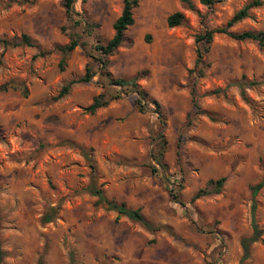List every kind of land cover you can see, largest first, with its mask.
I'll return each instance as SVG.
<instances>
[{
    "label": "rangeland",
    "instance_id": "374dc122",
    "mask_svg": "<svg viewBox=\"0 0 264 264\" xmlns=\"http://www.w3.org/2000/svg\"><path fill=\"white\" fill-rule=\"evenodd\" d=\"M189 1L139 0L108 76L95 45L113 36L123 0H72V17L64 0H0V39L32 41L0 42V264H264L261 240L241 261L264 177V50L224 33L205 52L197 40L255 0ZM257 1L229 31H264ZM174 12L184 20L169 27ZM134 76L158 106L140 109L110 80ZM99 93L107 103L91 113ZM220 177L218 192L192 199ZM90 184L159 228L97 204ZM255 200L264 239V184Z\"/></svg>",
    "mask_w": 264,
    "mask_h": 264
},
{
    "label": "trees",
    "instance_id": "16d2710c",
    "mask_svg": "<svg viewBox=\"0 0 264 264\" xmlns=\"http://www.w3.org/2000/svg\"><path fill=\"white\" fill-rule=\"evenodd\" d=\"M139 0H123V8L121 11V14L117 17V19L114 21L113 27H114V34L113 36L108 39L105 43H98L95 45V49L100 53L99 60L102 64L103 69L106 71V74L110 76L111 74L107 70L108 67V60L107 56L110 55L117 47L121 45L123 42L125 35L124 31L133 24L134 17H133V9L138 5ZM183 2L187 4H191L189 0H182ZM201 2L209 4L212 2V0H201ZM72 0H64V7L67 11V13L72 17V6H71ZM259 4L257 0L252 1L251 3H248L244 5L241 9H239L237 12L234 13V15L231 17V19L226 23L225 26L215 28L213 30H207L205 33L200 34L197 36L198 41H204L206 46L204 47L203 51L208 50L207 44L212 40V37L215 33H224L228 36L236 39V40H254L257 42L259 47L264 50V31H251V30H245L242 32H231L228 30V28L235 22L245 18L248 15V10L251 6ZM184 16L181 12H174L170 14L167 17V25L169 27H174L176 25H179L183 22ZM76 23H80L81 21L79 19L75 20ZM78 34H73L71 40L66 45L62 46L60 48L61 52L63 53L62 58L59 61V67L60 69H63L66 61V55L70 53L77 45H78ZM0 42L7 46V45H18V44H26L31 45L32 41L30 37L23 33L21 34L20 38L16 39H0ZM203 51L198 49L197 50V62L200 61ZM40 55L44 54V52H40ZM92 71L90 68L87 69V72L84 76L78 78V79H71L69 80L61 90L59 91V94L57 97H61L65 94H67L71 88V86L78 82V81H86L92 76ZM110 80L120 86H130L133 88L137 94V104L140 109L143 108L142 99H148L149 102H152L158 106V103L148 98V93L146 90H144L136 80V76L132 78H110ZM241 87V94H244L243 91V83H239ZM17 84L11 83L12 88H17ZM22 86L23 93H27V89L25 85H19ZM4 89L7 88V85L3 86ZM217 92V90H215ZM107 103V99H105L104 93H99L98 95L94 96L91 103L87 105L86 109L94 113L98 108L104 106ZM87 154V152L85 151ZM88 155V154H87ZM160 162V160H159ZM225 181L224 177H220L218 179H209L206 182L205 187L198 189L195 194L193 195L192 199L198 198L202 195L211 193L213 191H219L220 187L223 185ZM264 184V177L261 181H259L257 184H255L252 187V203H251V228H252V234L249 237H244L241 239V245L243 248V254L241 256V261H243L248 256V249L249 244L252 242H255L257 240H261L264 243V239L261 238L262 235V229L258 226L256 219H255V209H256V200L255 196L259 190V188ZM213 185L214 189H208L209 186ZM87 190L94 196L97 197L96 203L97 204H105L108 209L115 210L118 215H125L128 218L140 222L145 228L148 230H155L159 227L153 225L151 222L146 220L141 213L140 208H128L124 202H118L114 199L108 198L105 196L104 191L101 187H97L94 184H90L87 187ZM0 256H2V251L0 249Z\"/></svg>",
    "mask_w": 264,
    "mask_h": 264
}]
</instances>
